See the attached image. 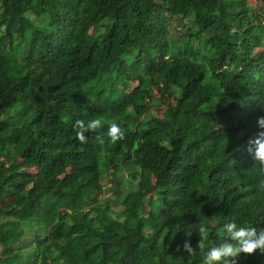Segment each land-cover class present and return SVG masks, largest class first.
Instances as JSON below:
<instances>
[{
	"label": "trees",
	"instance_id": "obj_1",
	"mask_svg": "<svg viewBox=\"0 0 264 264\" xmlns=\"http://www.w3.org/2000/svg\"><path fill=\"white\" fill-rule=\"evenodd\" d=\"M259 116L264 0H0V264H201L264 226Z\"/></svg>",
	"mask_w": 264,
	"mask_h": 264
},
{
	"label": "clouds",
	"instance_id": "obj_2",
	"mask_svg": "<svg viewBox=\"0 0 264 264\" xmlns=\"http://www.w3.org/2000/svg\"><path fill=\"white\" fill-rule=\"evenodd\" d=\"M101 124L98 119H93L87 123L90 130L96 129ZM257 126L264 129V116L257 118ZM74 127L83 129L82 121L77 120ZM77 136L83 139L82 131L77 132ZM107 136L115 142L122 139L124 132L116 124L112 123L107 129ZM248 151L255 161L264 165V131H260L254 139L248 141ZM226 222L220 228V235L223 237L219 244L205 247L204 240L207 238V227L203 223L197 224L196 232L201 240L194 248L188 241L183 244V249L188 255H192L197 249L202 250L201 264H237V258L242 253L252 254L259 250L264 253V226L256 224L249 225L246 221H240L235 217H226Z\"/></svg>",
	"mask_w": 264,
	"mask_h": 264
},
{
	"label": "rangeland",
	"instance_id": "obj_3",
	"mask_svg": "<svg viewBox=\"0 0 264 264\" xmlns=\"http://www.w3.org/2000/svg\"><path fill=\"white\" fill-rule=\"evenodd\" d=\"M251 2L256 3V0H251ZM257 17L258 16H256V18ZM183 22H184V26L179 24L180 22H178V21H175L174 23H172L173 25L170 28H171L173 34H175V35L183 34L187 30L188 25H190V23L188 22L187 19H185ZM137 85H138L137 82L134 83V87H136ZM131 89L133 90L134 88H131ZM150 90L152 92V97H151L152 101L155 104L152 111H153V113L159 114V108L161 107V102H162L161 94L154 87H152ZM105 184H106V182H105Z\"/></svg>",
	"mask_w": 264,
	"mask_h": 264
}]
</instances>
